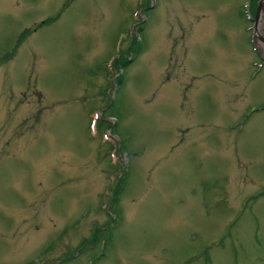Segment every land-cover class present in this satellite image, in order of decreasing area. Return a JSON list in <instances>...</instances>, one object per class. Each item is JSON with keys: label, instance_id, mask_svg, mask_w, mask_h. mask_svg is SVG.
I'll list each match as a JSON object with an SVG mask.
<instances>
[{"label": "rangeland", "instance_id": "obj_1", "mask_svg": "<svg viewBox=\"0 0 264 264\" xmlns=\"http://www.w3.org/2000/svg\"><path fill=\"white\" fill-rule=\"evenodd\" d=\"M258 1L0 0V264H264Z\"/></svg>", "mask_w": 264, "mask_h": 264}, {"label": "trees", "instance_id": "obj_2", "mask_svg": "<svg viewBox=\"0 0 264 264\" xmlns=\"http://www.w3.org/2000/svg\"><path fill=\"white\" fill-rule=\"evenodd\" d=\"M249 2H250V0H249ZM245 13H247L248 16L253 17L252 10H250V7L246 10ZM132 41H133V40H132ZM135 42H136V41L131 42V44L129 45L131 51H132V49H133V48L131 49V47H132V46L134 47V45L136 44ZM114 62H115V64H114V63L112 64V65H114L113 67L117 66V68H121V69H123V67L129 63V61H125V60H122V62H121L120 64H118L116 60H115ZM119 78H120V76H118V78L116 79V82H115L116 85H118V83H119ZM100 117H101V119H102V118H105L104 114H101ZM103 126L107 127L108 130H109V133L112 134V132H111V128L113 127V124L111 125L109 122H102V121H101L100 119H98V118H95V119L93 120V124H92L91 121H89V123L87 122L88 130H90L92 127H93V128L95 127L96 131L98 132V131L100 130V128H98V127H103ZM106 142H107V141H106ZM107 143H108V142H107ZM123 177H124V176L121 175V176H117V177L115 178V179H116V182H115V185H114V188H113V191H112V195L118 193V191H119L120 189H122Z\"/></svg>", "mask_w": 264, "mask_h": 264}, {"label": "water", "instance_id": "obj_3", "mask_svg": "<svg viewBox=\"0 0 264 264\" xmlns=\"http://www.w3.org/2000/svg\"><path fill=\"white\" fill-rule=\"evenodd\" d=\"M263 5H264V0H259L254 17L253 18L249 17V20H251V40L253 41V43H255V40H258L259 42L264 44V39H262L260 36H256L255 34L257 22L259 20L260 12L262 10Z\"/></svg>", "mask_w": 264, "mask_h": 264}, {"label": "bare ground", "instance_id": "obj_4", "mask_svg": "<svg viewBox=\"0 0 264 264\" xmlns=\"http://www.w3.org/2000/svg\"><path fill=\"white\" fill-rule=\"evenodd\" d=\"M255 33H258V32H257V30H256V32H255ZM256 36H257V35H256Z\"/></svg>", "mask_w": 264, "mask_h": 264}]
</instances>
